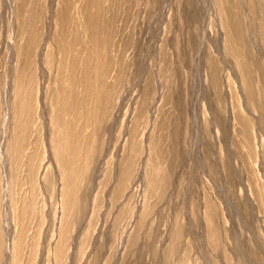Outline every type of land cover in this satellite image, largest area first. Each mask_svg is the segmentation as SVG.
Returning <instances> with one entry per match:
<instances>
[{"label":"rangeland","instance_id":"374dc122","mask_svg":"<svg viewBox=\"0 0 264 264\" xmlns=\"http://www.w3.org/2000/svg\"><path fill=\"white\" fill-rule=\"evenodd\" d=\"M0 264H264V0H0Z\"/></svg>","mask_w":264,"mask_h":264}]
</instances>
